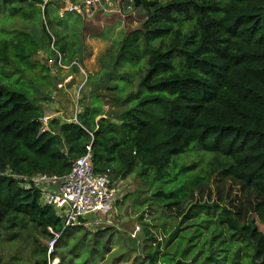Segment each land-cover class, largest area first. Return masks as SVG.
Wrapping results in <instances>:
<instances>
[{"label":"trees","instance_id":"trees-1","mask_svg":"<svg viewBox=\"0 0 264 264\" xmlns=\"http://www.w3.org/2000/svg\"><path fill=\"white\" fill-rule=\"evenodd\" d=\"M23 4L32 3L0 0L11 14ZM132 8L143 13L140 26L123 38L103 75L126 106L118 122L104 116L93 96L75 121L53 118L44 127L34 97L39 81L25 76L45 68L30 60L37 40L22 30L0 29V230H11L12 238L31 229L59 249L56 240L74 234L69 238L82 249L98 250V233L83 232L86 218L73 233L42 203L38 188L22 185L23 177L66 175L87 146L95 170L109 169L111 180L136 172L151 190L149 205L177 204L207 182L211 174L200 160L177 161L193 150L211 154V172L260 195L252 210L264 225V0H133ZM47 9L43 30L47 24L56 36V61L57 53L70 61L81 52V33L68 36L55 28ZM44 34L53 37L49 29ZM9 45L13 56L6 54ZM185 218L191 222L180 221L165 243H144L148 264H264V233L254 219L241 223L216 202L197 204ZM72 242L76 259L80 249ZM34 243L31 264L63 259Z\"/></svg>","mask_w":264,"mask_h":264},{"label":"rangeland","instance_id":"rangeland-1","mask_svg":"<svg viewBox=\"0 0 264 264\" xmlns=\"http://www.w3.org/2000/svg\"><path fill=\"white\" fill-rule=\"evenodd\" d=\"M29 1L32 3L31 6L20 5L23 10L16 14H11L8 8L0 6V29L22 30L30 38L37 40V47L30 50V60L44 65L45 68H33L27 71L25 76L35 77L39 81L37 83L39 92L34 97L44 111L43 126L47 128L53 118L61 122L75 121L93 96H97L101 101L104 116L118 122L119 115L126 106L121 103L115 92L105 86L103 75L105 71L111 69L106 63L109 64L123 38L128 32L140 26L143 13L140 9L127 7V2L122 0L120 3L113 2L105 13L78 18L62 13L57 9V5L50 4L47 15L55 28L68 36L81 33L80 54L70 61L67 58V62H63L60 59L56 61L52 50L56 36L47 24L45 31L49 29L53 37L48 40L44 34L46 20L40 2ZM23 12L32 14L26 17ZM6 54L13 56L12 46L9 45ZM11 60L9 67L12 68L14 63L13 59ZM194 161L199 162L200 167L206 168L211 176L204 184L194 187L177 204L149 205V200L145 199L151 196V190L140 180L136 172L125 179L112 178L116 193L111 212L107 216H100L99 219L102 220L100 222L94 221L97 220L95 216L88 215L91 218L82 225L83 232H87L90 237L98 233L96 252L82 249L77 241L72 242L73 239L69 237L74 234L58 238L56 242L59 244V249H56L55 245H51L50 240L41 237L35 230L17 231L16 236L12 238L9 236L11 230L1 228L0 264H31L34 260L31 255L34 239L38 240L41 247L47 245V254L57 252L59 256H63V259H51L50 264H81L83 259L88 260V264H148L143 250L144 243L154 245L155 242L152 241L154 238L165 243L167 235L180 221H183L180 226L185 225V222H191V218H185V214L190 209L197 208V204L212 202L232 209L241 223L254 219L258 228L264 233V225L252 210L253 204L259 200L260 195L254 189L231 179H221L216 170L211 172V167L208 166L213 161L211 154L193 150L179 157L177 162L190 164ZM160 224H164V227L162 228ZM75 227L77 226L69 227L73 233L74 230L76 231ZM147 231L151 233L150 236L147 235ZM70 242L80 249L79 258H73L75 250L68 247ZM92 243L93 241L86 240L85 247L92 248L94 245Z\"/></svg>","mask_w":264,"mask_h":264},{"label":"built area","instance_id":"built-area-1","mask_svg":"<svg viewBox=\"0 0 264 264\" xmlns=\"http://www.w3.org/2000/svg\"><path fill=\"white\" fill-rule=\"evenodd\" d=\"M115 1L120 3L122 0H41V6L58 5L62 13L84 17L107 12ZM123 1L127 2V7H132L133 0ZM57 54V59L61 60V54ZM22 181L25 187L34 186L41 191L42 203L52 206L64 227L81 225L84 223L82 218H91L88 215L95 216L97 220L94 221L100 222L102 220L99 217L109 215L113 208L116 191L110 171L95 170L90 146H87V152L73 163L66 175L38 174L23 177Z\"/></svg>","mask_w":264,"mask_h":264},{"label":"clouds","instance_id":"clouds-1","mask_svg":"<svg viewBox=\"0 0 264 264\" xmlns=\"http://www.w3.org/2000/svg\"><path fill=\"white\" fill-rule=\"evenodd\" d=\"M40 5H41V2H40ZM50 4H48V6H49ZM51 5H53V6H55L54 4H51ZM58 6V5H57ZM45 8V7H44ZM44 8H42V10H44ZM57 9L59 10V7H57ZM52 46V45H51ZM53 48V47H52Z\"/></svg>","mask_w":264,"mask_h":264}]
</instances>
